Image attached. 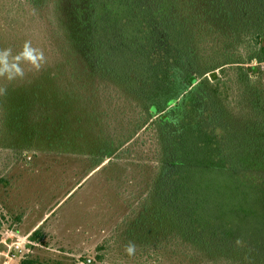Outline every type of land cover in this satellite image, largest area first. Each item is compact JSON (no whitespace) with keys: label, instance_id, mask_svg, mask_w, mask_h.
I'll list each match as a JSON object with an SVG mask.
<instances>
[{"label":"trees","instance_id":"16d2710c","mask_svg":"<svg viewBox=\"0 0 264 264\" xmlns=\"http://www.w3.org/2000/svg\"><path fill=\"white\" fill-rule=\"evenodd\" d=\"M26 2L55 49L0 78V187L20 151L81 158L127 207L97 252L264 264V0Z\"/></svg>","mask_w":264,"mask_h":264},{"label":"rangeland","instance_id":"374dc122","mask_svg":"<svg viewBox=\"0 0 264 264\" xmlns=\"http://www.w3.org/2000/svg\"><path fill=\"white\" fill-rule=\"evenodd\" d=\"M19 3L21 0H0V54L23 72L22 76L14 71L0 76L9 82L38 77L37 69L19 56L25 41L44 52L45 62L55 49L48 22L34 17L27 2L18 11L21 15L16 14ZM8 75L14 78L9 80ZM14 152L13 148L0 149V158L11 163ZM17 156L7 174L9 186L0 187V210L5 216L0 238L5 231L26 236L25 257L48 264H179L166 255L136 259L124 245L105 246L97 252L96 245L127 212L114 186L102 178L104 172L88 173L84 160L74 156L33 155L25 150ZM16 217L19 221H14ZM35 229L37 234L30 240Z\"/></svg>","mask_w":264,"mask_h":264},{"label":"clouds","instance_id":"9594fccd","mask_svg":"<svg viewBox=\"0 0 264 264\" xmlns=\"http://www.w3.org/2000/svg\"><path fill=\"white\" fill-rule=\"evenodd\" d=\"M5 53L10 52V49H5ZM24 60H26L33 68L37 71L41 70V66L45 63L46 58L44 52L36 47H33L30 41H25L22 51L19 54ZM9 71H14L17 75L22 76L23 72L19 68L18 64H9L5 55L0 54V76L5 75ZM14 77L11 75L7 76V79L11 80ZM7 95V91L0 89V96ZM135 246L129 245L127 251L131 254L134 251Z\"/></svg>","mask_w":264,"mask_h":264},{"label":"built area","instance_id":"2783aa9c","mask_svg":"<svg viewBox=\"0 0 264 264\" xmlns=\"http://www.w3.org/2000/svg\"><path fill=\"white\" fill-rule=\"evenodd\" d=\"M26 236L5 231L0 238V264H16L27 252Z\"/></svg>","mask_w":264,"mask_h":264}]
</instances>
